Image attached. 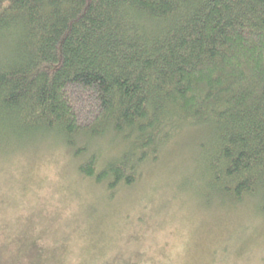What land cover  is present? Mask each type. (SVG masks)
Instances as JSON below:
<instances>
[{"label":"trees","instance_id":"16d2710c","mask_svg":"<svg viewBox=\"0 0 264 264\" xmlns=\"http://www.w3.org/2000/svg\"><path fill=\"white\" fill-rule=\"evenodd\" d=\"M185 127L207 198L264 214V0H0V158L111 136L77 170L114 190Z\"/></svg>","mask_w":264,"mask_h":264},{"label":"rangeland","instance_id":"374dc122","mask_svg":"<svg viewBox=\"0 0 264 264\" xmlns=\"http://www.w3.org/2000/svg\"><path fill=\"white\" fill-rule=\"evenodd\" d=\"M206 136L182 128L114 190L77 170L90 154L103 162L125 148L111 136L79 138L88 150L78 158L51 136L0 158V264H263L254 199L207 198Z\"/></svg>","mask_w":264,"mask_h":264}]
</instances>
